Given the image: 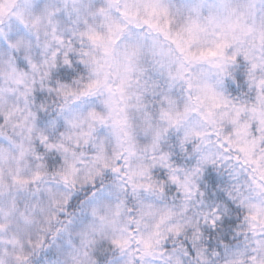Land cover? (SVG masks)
I'll return each instance as SVG.
<instances>
[{"label":"clouds","instance_id":"obj_1","mask_svg":"<svg viewBox=\"0 0 264 264\" xmlns=\"http://www.w3.org/2000/svg\"><path fill=\"white\" fill-rule=\"evenodd\" d=\"M0 264H264V0H0Z\"/></svg>","mask_w":264,"mask_h":264}]
</instances>
